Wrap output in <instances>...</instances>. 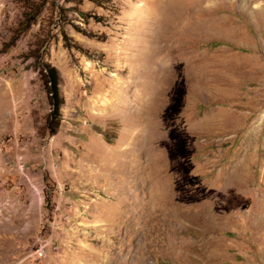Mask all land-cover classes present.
<instances>
[{
  "label": "rangeland",
  "instance_id": "obj_1",
  "mask_svg": "<svg viewBox=\"0 0 264 264\" xmlns=\"http://www.w3.org/2000/svg\"><path fill=\"white\" fill-rule=\"evenodd\" d=\"M0 264H264V0H0Z\"/></svg>",
  "mask_w": 264,
  "mask_h": 264
},
{
  "label": "trees",
  "instance_id": "obj_2",
  "mask_svg": "<svg viewBox=\"0 0 264 264\" xmlns=\"http://www.w3.org/2000/svg\"><path fill=\"white\" fill-rule=\"evenodd\" d=\"M90 1L96 2L98 0ZM41 77L46 88L48 102L51 106V110L47 118V126L50 134L55 135L60 124V107L63 104V98L59 93L60 76L54 66L46 63L43 67Z\"/></svg>",
  "mask_w": 264,
  "mask_h": 264
}]
</instances>
